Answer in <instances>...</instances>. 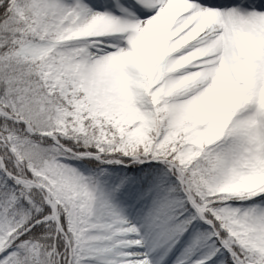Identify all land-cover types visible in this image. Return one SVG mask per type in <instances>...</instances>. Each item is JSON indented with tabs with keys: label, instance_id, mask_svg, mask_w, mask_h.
Instances as JSON below:
<instances>
[{
	"label": "snow or ice",
	"instance_id": "6c2138e0",
	"mask_svg": "<svg viewBox=\"0 0 264 264\" xmlns=\"http://www.w3.org/2000/svg\"><path fill=\"white\" fill-rule=\"evenodd\" d=\"M0 264H264V0H0Z\"/></svg>",
	"mask_w": 264,
	"mask_h": 264
}]
</instances>
